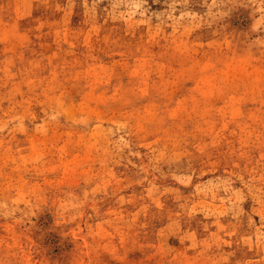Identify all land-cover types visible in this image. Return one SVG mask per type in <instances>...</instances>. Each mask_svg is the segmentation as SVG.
I'll list each match as a JSON object with an SVG mask.
<instances>
[{
    "label": "rangeland",
    "instance_id": "obj_1",
    "mask_svg": "<svg viewBox=\"0 0 264 264\" xmlns=\"http://www.w3.org/2000/svg\"><path fill=\"white\" fill-rule=\"evenodd\" d=\"M0 264H264V0H0Z\"/></svg>",
    "mask_w": 264,
    "mask_h": 264
}]
</instances>
